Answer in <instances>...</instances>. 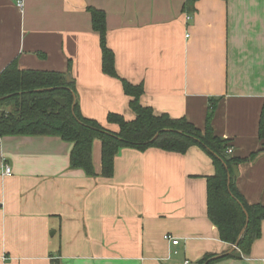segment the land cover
<instances>
[{
  "label": "crops",
  "instance_id": "1",
  "mask_svg": "<svg viewBox=\"0 0 264 264\" xmlns=\"http://www.w3.org/2000/svg\"><path fill=\"white\" fill-rule=\"evenodd\" d=\"M89 7L105 13L117 75L142 85L143 106L203 129L213 102L212 130L231 155L261 150L236 165L234 183L264 204V0H0V72L15 60L69 74L81 114L116 132L108 113L135 114L120 79L101 69ZM71 148L53 135L0 136V264H197L207 255L264 264V221L249 255L221 258L234 249L207 217L215 167L199 146L120 148L110 177L100 175L99 139L94 176L69 167Z\"/></svg>",
  "mask_w": 264,
  "mask_h": 264
},
{
  "label": "trees",
  "instance_id": "2",
  "mask_svg": "<svg viewBox=\"0 0 264 264\" xmlns=\"http://www.w3.org/2000/svg\"><path fill=\"white\" fill-rule=\"evenodd\" d=\"M88 11L92 29L99 35L101 69L105 74L120 79L124 93L130 97L129 106L135 114L134 118L127 120L120 114L108 113L107 121L118 125L116 132L110 131L96 120L81 114L73 82L67 83L64 73L21 69L14 60L0 72V136H58L72 143L69 167L81 169L88 176L96 175L92 144L94 139H99L100 175L103 177L112 176L114 157L120 148L145 150L155 147L184 153L190 146L197 145L211 156L215 167L213 175L207 178V217L217 227L222 241L237 246L221 258L249 255L253 241L261 234L264 204H251L243 198L235 186L232 167L248 158L254 159L261 150L244 159L228 154L226 149L229 144L211 127L215 108L213 102L208 108L203 129L184 117L173 118L166 113L155 115L150 107L143 106L140 103L142 85H132L117 75L114 54L106 42L105 13L94 7H89ZM55 97L64 98L65 104L55 102ZM157 132V137L151 141ZM263 137L264 111L259 120V138ZM244 211L248 215L246 226ZM211 257L207 255L197 264H204ZM217 259H211L206 264H212Z\"/></svg>",
  "mask_w": 264,
  "mask_h": 264
},
{
  "label": "built area",
  "instance_id": "3",
  "mask_svg": "<svg viewBox=\"0 0 264 264\" xmlns=\"http://www.w3.org/2000/svg\"><path fill=\"white\" fill-rule=\"evenodd\" d=\"M16 5L18 8H22L23 6V0H16ZM187 20H190L191 19V16L188 15L187 17ZM226 152L228 154H231L233 152V149L231 146H228L227 149H226ZM11 174V167L7 164V163H3L1 165V175L2 176H7V175H10ZM164 239L171 242L172 244H176L178 242V239L176 238H173L169 235H164ZM183 264H190V262L188 260H185Z\"/></svg>",
  "mask_w": 264,
  "mask_h": 264
},
{
  "label": "water",
  "instance_id": "4",
  "mask_svg": "<svg viewBox=\"0 0 264 264\" xmlns=\"http://www.w3.org/2000/svg\"><path fill=\"white\" fill-rule=\"evenodd\" d=\"M64 77H65V81H66L67 83L71 82V78H70V75H69V74H66ZM54 101L57 102V103L60 104V105H64V104H65V99H64V98H61V97H55V98H54ZM157 135H158V132L155 133V135L153 136V138L151 139V141H152L153 139H155V138L157 137ZM232 170H233V174H234L235 176H237V175H238V169H237V166H236V165H234V166L232 167ZM229 183H230V174H228V177H227V184L229 185ZM244 213H245V216H246V219H245V226H246V224H247V222H248V215H247L246 211H244ZM242 232H243V230L241 231V233H242ZM236 247H237L236 244H234V245L232 246L233 249H235ZM214 258H215V257H211V258H209L204 264H206L209 260L214 259Z\"/></svg>",
  "mask_w": 264,
  "mask_h": 264
}]
</instances>
